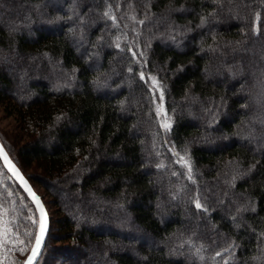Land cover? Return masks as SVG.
<instances>
[{
	"label": "trees",
	"instance_id": "obj_1",
	"mask_svg": "<svg viewBox=\"0 0 264 264\" xmlns=\"http://www.w3.org/2000/svg\"><path fill=\"white\" fill-rule=\"evenodd\" d=\"M1 19L21 137L0 142L59 210L40 195L36 264H264V0H0ZM0 164L35 212L23 264L41 217Z\"/></svg>",
	"mask_w": 264,
	"mask_h": 264
},
{
	"label": "rangeland",
	"instance_id": "obj_2",
	"mask_svg": "<svg viewBox=\"0 0 264 264\" xmlns=\"http://www.w3.org/2000/svg\"><path fill=\"white\" fill-rule=\"evenodd\" d=\"M229 19L234 20V16H229L228 20L225 21L229 22ZM0 21H5V19H1ZM5 22H7V24L10 23V25L14 23L10 21ZM16 24H18V22L15 21L14 25ZM30 59L32 58L30 57ZM238 91L241 93L246 92L247 86L245 84L241 85ZM0 135L6 146L14 155V149L11 143H13L12 138H14L15 135L21 137L19 122L17 118L10 116L1 107ZM36 173L42 177L41 181L39 180L41 184L37 185L36 188L40 195L44 196L43 198L50 202L49 206L52 205V215L56 217L55 215H57L59 210L54 204L55 202L51 195L48 193L46 187L47 181L44 179V176L40 174V170L37 169ZM8 178L9 177L0 164V264H18L19 261H23L25 258L24 254H26L27 249L30 247L33 228L36 224V217L29 203L21 198H16L15 193L11 191ZM63 196L65 197V195Z\"/></svg>",
	"mask_w": 264,
	"mask_h": 264
},
{
	"label": "water",
	"instance_id": "obj_3",
	"mask_svg": "<svg viewBox=\"0 0 264 264\" xmlns=\"http://www.w3.org/2000/svg\"><path fill=\"white\" fill-rule=\"evenodd\" d=\"M0 150H2V151H0V160L2 161L4 167L10 173V175L18 182V184L22 187V189L28 194V196L32 199V201L34 202L35 206L37 207V209L40 213L41 221L43 220L45 223V231L43 233V238H42L41 244H40L39 248L37 249L35 257L32 259V264H36L38 262L40 256H41V254H42L44 244H45V239H46V236H47L48 230H49L48 210H47V207H46L42 197L36 192L33 185L26 178V176H24V174L18 168V166L12 161V159L10 158V156L8 155L6 150L4 149L1 142H0ZM5 155L7 156V161L4 159ZM34 197H35V199H34ZM37 201L39 203H37ZM40 235H41V232L39 230L38 237H40ZM34 248H36V243H35L33 249ZM33 249L23 264H27L29 257H32Z\"/></svg>",
	"mask_w": 264,
	"mask_h": 264
},
{
	"label": "snow or ice",
	"instance_id": "obj_4",
	"mask_svg": "<svg viewBox=\"0 0 264 264\" xmlns=\"http://www.w3.org/2000/svg\"><path fill=\"white\" fill-rule=\"evenodd\" d=\"M165 127H168V125H165ZM0 151H2V150H0ZM4 159L7 161V156H6V155L4 156ZM34 199H35V197H34ZM37 203H39V202L37 201ZM196 206L199 208V207H200V204L197 203ZM44 231H45V223H44V221L42 220V221H41V225H40V232H41V235H40V237H38L37 240H36V248L33 249V255H32V257H29V259H28V261H27V264H32V259L35 257L36 252H37V249L39 248V246H40V244H41V241H42V238H43V233H44Z\"/></svg>",
	"mask_w": 264,
	"mask_h": 264
}]
</instances>
